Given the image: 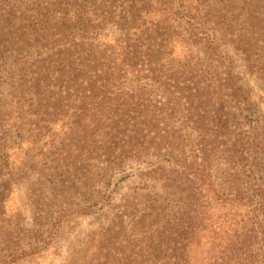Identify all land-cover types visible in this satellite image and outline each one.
I'll use <instances>...</instances> for the list:
<instances>
[{
	"label": "rangeland",
	"instance_id": "1",
	"mask_svg": "<svg viewBox=\"0 0 264 264\" xmlns=\"http://www.w3.org/2000/svg\"><path fill=\"white\" fill-rule=\"evenodd\" d=\"M62 8L99 17L89 33L125 40L132 15L156 31L141 48L162 61L139 70L172 90L180 114L152 131L130 124L111 159L104 123L88 116L103 95L85 101L76 85L88 81L62 77L90 44L57 41ZM170 51L174 66L164 61ZM176 63L188 71L180 83L169 79ZM147 99L151 110L166 103ZM130 137L136 150L124 153ZM188 162L210 176L217 199L180 167ZM259 190L264 0H0V264H179L185 241L175 225L192 224L205 264H260L249 232L253 209L264 230ZM220 224L230 239L214 241ZM244 232L251 260L249 247L236 257Z\"/></svg>",
	"mask_w": 264,
	"mask_h": 264
},
{
	"label": "trees",
	"instance_id": "2",
	"mask_svg": "<svg viewBox=\"0 0 264 264\" xmlns=\"http://www.w3.org/2000/svg\"><path fill=\"white\" fill-rule=\"evenodd\" d=\"M65 3L66 2H64V4ZM61 13L62 15H60L59 22L56 23L59 29V39L57 41L60 43L90 41L87 51L84 52L75 63L69 62L67 71L62 72V77L65 78L66 82H74L75 84L81 79L88 81V87L85 89L82 88V84L76 85L79 94L81 93L84 95L83 93H88L89 96L82 97L85 101L89 100L91 103H95L94 101L100 95H103V105H96V107L90 108L88 116L91 117L94 125H97L99 121L105 125L104 129L101 128V130L106 132V136L109 137L111 144L114 145L106 151L108 159L113 157L115 146H117L119 142V136L125 134L130 124L135 132L140 128L152 131L158 127V124H162V122L169 120L172 116H178L180 114L178 99L172 90L160 83L159 77L155 76L153 78H148L139 70L140 66L145 61H151L153 64L162 61V58L154 56L147 48H141L143 42L146 41L144 37L151 38L156 31L150 28H144L145 30H143L144 22L137 16L132 15L134 19H132L131 22L130 33L125 35L126 39L124 40L120 34L108 35L103 32L89 33L90 29H95L98 26L100 20L99 17L96 21L91 20V16L88 17V12L84 11V9L80 11L83 16L75 15L74 11L70 8H62L59 14ZM191 13L190 11L186 14L192 15ZM89 15L93 14L91 13ZM167 31L168 33H166L165 36L169 39V44L173 36L169 33V28H167ZM100 40L109 43L110 46H105L102 49L103 42L100 44L95 43V41ZM165 56L167 58H164V61L174 66L176 61L173 52L170 51L169 54L166 53ZM176 65L177 67H174L176 73L172 74V76H170L172 78L169 79L180 83V79L185 80L187 78L186 75L188 71L183 69L185 68L184 65H179L177 63ZM106 90L107 97H104ZM110 93L113 95L110 96ZM150 93H158L166 103L157 108L153 107L154 110L149 109L150 103L147 96ZM85 103L87 104V102ZM98 116H100L101 119L98 118ZM97 132V129L93 130V132L92 129H90V134L93 133L95 135ZM160 139H162V136ZM137 141V138L130 137L127 141L128 150H123V152L128 153L136 150ZM180 167H182L186 173L192 175L196 182L200 183V187L203 191L212 194L215 199L218 198V194L214 192V185L210 176H206L202 171H199L193 162L182 163ZM259 193L260 196L258 195V197L261 199V205H263L264 192L262 193V191L259 190ZM199 203L201 204L202 200L196 198V201H192L189 207L194 206L197 208ZM185 204L186 203L183 204L182 209L187 210L188 205ZM259 213L258 209H253L251 211L250 225L252 228H250L249 232L251 239L254 241L257 240V243H259L261 247L260 264H264V230L258 220ZM187 219L188 221L193 220L192 218ZM199 221L198 219L194 220V222ZM196 225L197 224H192L190 226L191 230H185L175 225L182 230L181 235L185 241V243L179 247L180 251L176 255L179 264L206 263V258H201L200 256L201 244H198L199 242L197 243L195 240L197 235L195 232ZM223 228L224 226L220 224L218 233L215 232V228L214 241L218 239L222 241L223 233L226 234L227 239L231 238L228 232H223ZM244 238L246 239L245 241ZM247 238H249L248 232H244V242L241 245H237L233 242L236 247V257L238 259H240L245 252H248V247L250 260L255 254L253 250L250 249V246H248ZM153 251L155 252V249H153ZM210 264L212 263L210 262Z\"/></svg>",
	"mask_w": 264,
	"mask_h": 264
}]
</instances>
